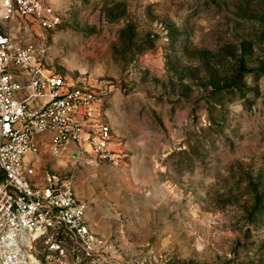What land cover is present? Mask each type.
Masks as SVG:
<instances>
[{"label":"rangeland","instance_id":"obj_1","mask_svg":"<svg viewBox=\"0 0 264 264\" xmlns=\"http://www.w3.org/2000/svg\"><path fill=\"white\" fill-rule=\"evenodd\" d=\"M51 3L45 63L106 92L117 161L58 169L99 233L141 264H264V0Z\"/></svg>","mask_w":264,"mask_h":264},{"label":"built area","instance_id":"obj_2","mask_svg":"<svg viewBox=\"0 0 264 264\" xmlns=\"http://www.w3.org/2000/svg\"><path fill=\"white\" fill-rule=\"evenodd\" d=\"M61 22L51 0H0V264H141L93 229L92 200L58 170L117 161L106 92L51 70L35 43Z\"/></svg>","mask_w":264,"mask_h":264},{"label":"crops","instance_id":"obj_3","mask_svg":"<svg viewBox=\"0 0 264 264\" xmlns=\"http://www.w3.org/2000/svg\"><path fill=\"white\" fill-rule=\"evenodd\" d=\"M92 220H93V218H92ZM92 227L97 232H104L106 234L110 233V229H111L109 226H107V227L106 226H97L93 221H92Z\"/></svg>","mask_w":264,"mask_h":264}]
</instances>
